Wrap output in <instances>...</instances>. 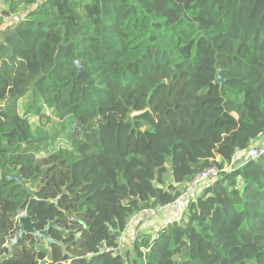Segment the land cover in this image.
I'll return each instance as SVG.
<instances>
[{"label":"trees","instance_id":"1","mask_svg":"<svg viewBox=\"0 0 264 264\" xmlns=\"http://www.w3.org/2000/svg\"><path fill=\"white\" fill-rule=\"evenodd\" d=\"M3 3L0 27L32 7L0 28V264H264V151L244 154L264 134V0ZM42 107L64 145L32 128ZM213 165L185 225L120 249L132 215ZM23 212L57 242L1 247Z\"/></svg>","mask_w":264,"mask_h":264},{"label":"built area","instance_id":"2","mask_svg":"<svg viewBox=\"0 0 264 264\" xmlns=\"http://www.w3.org/2000/svg\"><path fill=\"white\" fill-rule=\"evenodd\" d=\"M263 151L264 149L260 150L255 147H250L244 154H246V157L256 158L261 153H263ZM237 156L240 157L239 154H237ZM221 171H229V166H226L223 169H219L217 166L213 165L203 169L202 171L194 175L192 180L188 184H186L180 189L179 195H177L176 198L171 203L159 206L157 208L150 207L143 209L132 215L129 218V221L136 220L137 222H141L142 220H145L151 216L163 215L164 219H162V222L158 230L173 224H176L178 226L185 225L186 211L189 202L192 199H194L201 192V190L211 185L214 182V180L219 176V173ZM141 238L142 237L138 236L137 242L141 241ZM118 243H119V239H118ZM1 247H6L10 250V243L5 242L1 245ZM119 247L121 249L120 244ZM105 250L108 251V249ZM141 250L143 251V253L148 251V249L145 247H141ZM4 256L5 255L0 253V260ZM40 264H42V262Z\"/></svg>","mask_w":264,"mask_h":264},{"label":"crops","instance_id":"3","mask_svg":"<svg viewBox=\"0 0 264 264\" xmlns=\"http://www.w3.org/2000/svg\"><path fill=\"white\" fill-rule=\"evenodd\" d=\"M4 7L5 6L3 0H0V13L4 9ZM31 7L32 6L20 5L17 14L12 15L10 17H2L3 25L0 28L10 25L15 21H18L20 18H22L24 12L29 10ZM16 16L18 17L17 20L15 19ZM255 143H261L262 145H264V134ZM235 164H239V163H235ZM162 219H164L163 215H155L148 217L147 219L142 220L141 222H137L136 220L133 221L128 220L125 229L119 236V244L121 246V249L123 250L131 249L134 242L135 241L137 242L138 236L153 237L158 232V228L162 222Z\"/></svg>","mask_w":264,"mask_h":264},{"label":"water","instance_id":"4","mask_svg":"<svg viewBox=\"0 0 264 264\" xmlns=\"http://www.w3.org/2000/svg\"><path fill=\"white\" fill-rule=\"evenodd\" d=\"M15 19L17 20L18 17L16 16ZM74 64L77 68L76 79L82 80L83 85L87 86V75H86V71L82 65V62L75 61ZM217 81L222 83V71L221 70H219V72H218ZM1 176L7 178V180H9V181L14 180V179L18 180L17 175H15V174L8 175L5 173H2ZM38 225H39V222L32 221L31 217L26 212L21 213L17 219V227L18 228H17L15 234L13 235V237L10 239V242H9L10 247L12 248L13 246H16L18 244V241L21 238L26 237L28 234L33 235L36 239V242H40V241L44 240L48 247H50L52 243L57 242L56 240L52 239L48 234L49 228L54 226L53 221L49 222L41 230L37 229ZM46 263H47L46 260L42 261V264H46Z\"/></svg>","mask_w":264,"mask_h":264},{"label":"rangeland","instance_id":"5","mask_svg":"<svg viewBox=\"0 0 264 264\" xmlns=\"http://www.w3.org/2000/svg\"><path fill=\"white\" fill-rule=\"evenodd\" d=\"M22 102V101H21ZM20 111H22L20 109ZM31 126L33 129L36 127H39L45 131H47L50 135H55L57 144L58 145H64L65 143V136L63 132V123L61 120H58V118L55 116L53 110L49 108L42 107V110L38 116L32 115L29 118ZM251 147L258 148L260 150L264 149V145L261 143H254ZM246 155V154H245ZM237 155L234 156L232 160V164L239 163ZM127 250V249H125Z\"/></svg>","mask_w":264,"mask_h":264}]
</instances>
